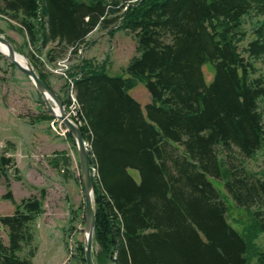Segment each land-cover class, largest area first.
Returning <instances> with one entry per match:
<instances>
[{
	"label": "trees",
	"instance_id": "obj_1",
	"mask_svg": "<svg viewBox=\"0 0 264 264\" xmlns=\"http://www.w3.org/2000/svg\"><path fill=\"white\" fill-rule=\"evenodd\" d=\"M251 13L263 19L239 50L242 17ZM0 14L18 23L32 46L19 50L64 105L67 98L48 80L43 48L51 44L47 62H55L77 55L98 28L135 38L125 76L110 75L81 54L65 64L78 105L73 119L94 168L95 264H250L251 254L254 264H264V250L254 243L264 234V172L241 159L264 141V77L255 75L253 63L264 61V0H0ZM207 61L214 67L209 84L202 71ZM139 82L151 97L145 113L129 93ZM65 136L74 146L71 133ZM10 167L13 158L0 154L2 197L14 205L13 213L0 215L7 236L5 243L0 235V264H33L32 224L43 212L45 189L16 201ZM209 176L225 179L236 204L255 208L244 233L227 222V206ZM76 248L85 264L84 243Z\"/></svg>",
	"mask_w": 264,
	"mask_h": 264
},
{
	"label": "rangeland",
	"instance_id": "obj_2",
	"mask_svg": "<svg viewBox=\"0 0 264 264\" xmlns=\"http://www.w3.org/2000/svg\"><path fill=\"white\" fill-rule=\"evenodd\" d=\"M262 19L261 15L254 13L242 17L239 28V36L241 35V40L238 42L239 50L255 38L253 29ZM17 27L19 26L16 21L0 14V34L12 40L18 50L14 49L18 53H23L19 48L27 52L32 46L28 45L26 37ZM50 45L42 49L41 58L45 62L44 68L52 88L62 98L66 97L68 103L71 90L70 79L68 78V85L64 76L65 64L75 63L78 55L81 54V58H90L94 63L104 65L108 74L125 76L123 68L135 54L136 43L133 35L124 30L108 34L107 30L98 28L88 34L86 43L82 45L77 55L66 53L65 56H57L55 62H47L46 52ZM243 54L247 56L246 53ZM67 57H70V61L66 59ZM10 63L1 53L0 154L12 157L14 167L17 168V171L14 167L8 169L10 188L16 201L30 195L39 196L41 189H45L43 212L32 224L34 238L31 245L37 247L35 264H84L76 248L79 242L84 243V196L76 146L61 134L59 119L46 118L52 114L33 82ZM253 63L256 69L255 75L264 77V61L257 59ZM202 71L206 83L209 84L214 75L212 62H205ZM129 93L140 102L145 113V105L151 101L145 85L139 82L129 90ZM259 109L264 128V97L259 100ZM87 144L89 147L88 142ZM60 153H63L66 162ZM219 153L223 156L220 147ZM241 159L249 170L264 172V141L253 156L247 159L241 157ZM91 169L94 173V168ZM130 172L136 180H139L137 170L130 169ZM209 179L228 207L226 213L228 222L239 232L244 233L246 227L253 222L255 208L236 204L225 188V179L213 176H209ZM5 192V181L0 178V215L11 214L14 211V205L2 197ZM0 235L6 243L4 228L1 229ZM254 243L257 250L264 249V234L259 233ZM29 248L26 246L21 254H26ZM97 249L95 245V250ZM249 259L250 264H254L256 257L251 254Z\"/></svg>",
	"mask_w": 264,
	"mask_h": 264
},
{
	"label": "water",
	"instance_id": "obj_3",
	"mask_svg": "<svg viewBox=\"0 0 264 264\" xmlns=\"http://www.w3.org/2000/svg\"><path fill=\"white\" fill-rule=\"evenodd\" d=\"M0 43L6 47V52H0L14 64V66L25 73L28 78L35 85L38 93L41 95L46 107L50 113L59 119L67 128L74 139L79 160V175L82 185V192L84 196V213H83V234H84V259L86 264H95L93 259V233L96 216V200L94 195L93 173L89 162V147L87 142L83 139L79 125L73 119L67 116L65 105L62 101L51 91L45 81L39 77L27 57L20 53L27 60L26 64L18 61L17 55L19 53L14 49L11 41L0 34ZM57 108L58 112H54Z\"/></svg>",
	"mask_w": 264,
	"mask_h": 264
},
{
	"label": "built area",
	"instance_id": "obj_4",
	"mask_svg": "<svg viewBox=\"0 0 264 264\" xmlns=\"http://www.w3.org/2000/svg\"><path fill=\"white\" fill-rule=\"evenodd\" d=\"M70 86H71V80H70ZM70 90H71V88H70ZM68 100H69V102L68 103L66 102V104H65V111H66L67 116L70 117L71 119H73V116H75L77 113L78 105H77L75 94L72 90L69 92ZM75 123H77V122H75ZM62 125H63V123L60 121L59 127L61 129V134L65 135L67 128L64 125L63 126Z\"/></svg>",
	"mask_w": 264,
	"mask_h": 264
},
{
	"label": "bare ground",
	"instance_id": "obj_5",
	"mask_svg": "<svg viewBox=\"0 0 264 264\" xmlns=\"http://www.w3.org/2000/svg\"><path fill=\"white\" fill-rule=\"evenodd\" d=\"M0 50L2 51V52H6V47L3 45V44H1L0 43ZM17 59H18V61L19 62H21L22 64H26V62H27V60L25 59V57H23L20 53H19V55H17ZM261 77V76H260ZM55 113L56 112H58V110H57V108H54V110H53ZM93 170V169H92ZM208 180H209V178H208ZM211 181V180H210ZM82 186V185H81ZM232 204V203H231ZM226 207V206H225ZM260 207V206H259ZM226 208H228V207H226ZM257 208V207H256ZM263 208V207H262ZM228 210V209H227ZM226 210V211H227ZM225 217H227V216H225ZM228 222V221H227ZM248 234V233H247ZM248 238V237H247ZM264 250V249H263ZM247 258V257H246ZM86 264V263H85Z\"/></svg>",
	"mask_w": 264,
	"mask_h": 264
},
{
	"label": "crops",
	"instance_id": "obj_6",
	"mask_svg": "<svg viewBox=\"0 0 264 264\" xmlns=\"http://www.w3.org/2000/svg\"><path fill=\"white\" fill-rule=\"evenodd\" d=\"M36 258V257H35ZM35 258H33V264H35Z\"/></svg>",
	"mask_w": 264,
	"mask_h": 264
}]
</instances>
